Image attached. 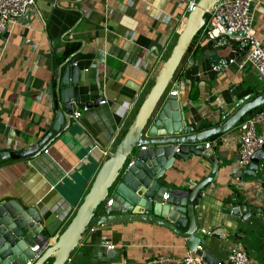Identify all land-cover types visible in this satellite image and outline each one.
I'll return each mask as SVG.
<instances>
[{"label":"crops","instance_id":"crops-1","mask_svg":"<svg viewBox=\"0 0 264 264\" xmlns=\"http://www.w3.org/2000/svg\"><path fill=\"white\" fill-rule=\"evenodd\" d=\"M185 4L183 0H36L29 28L16 26L9 36L0 35V151L25 150L45 135L54 115L50 96L54 56L61 63L79 49L93 56L77 62L88 69L83 71L81 89L86 95L82 101L93 102L100 96L104 103L82 111L78 119L107 153L112 150L181 29ZM252 17L259 36L264 31V0H253ZM232 46L238 48L235 55ZM240 47L229 36L209 41L197 34L166 92L182 84L175 96L182 101L189 124L213 120L214 114L241 96L264 93V81L245 63ZM189 60L194 63L184 72ZM257 131L260 134L261 128ZM88 133L70 126L34 157L0 161V201L14 200L24 209L36 207L43 223L41 233L49 240L65 227L107 156L93 154ZM239 136L236 125L204 141L210 144L220 169L217 179L202 188L197 227L206 230L200 234L207 241L205 250L217 259L225 258L230 250L247 248L243 240L249 226L264 227V159L256 180L242 177L245 166L238 164ZM209 171V163L201 158H175L158 182L169 189L189 190ZM242 204L256 209V215L239 219L222 212ZM214 226L221 227L219 239L209 235ZM104 242L116 251V257L102 256ZM188 252L185 240L165 226L143 221L93 224L83 234L71 262L180 264ZM254 262L264 264V259Z\"/></svg>","mask_w":264,"mask_h":264},{"label":"water","instance_id":"water-1","mask_svg":"<svg viewBox=\"0 0 264 264\" xmlns=\"http://www.w3.org/2000/svg\"><path fill=\"white\" fill-rule=\"evenodd\" d=\"M217 1L197 0L187 14L177 40L160 64L132 121L103 159L89 189L55 238L49 240L41 233L43 223L36 207L24 209L14 200L0 201V264H73L72 253L93 224L99 227L130 221L165 226L185 240L190 252L200 255L207 264H218V259L205 250L207 241L200 234H205L206 230H198L197 227L199 213L196 207L203 196L202 188L217 179L220 169L212 150L205 148L204 141L233 129L249 113H264V93L256 95L252 92L241 96L231 107L214 114L213 120L204 118L193 125L185 116L182 101L177 96L166 94L189 46L204 25L206 11L211 10ZM228 35L243 36L242 33ZM82 41L79 42L83 45ZM83 59L92 60L93 56L82 54L81 49L61 63L54 56L50 84L54 110L51 126L41 140L25 150L0 151V161L34 157L46 150V143L58 138L70 126L76 125L88 133L74 114L78 110L97 108L102 99L98 96L93 102L82 101V95H86V90L81 89L85 83L83 71L88 69L80 68L77 62ZM88 134L94 145L93 154L97 153L101 158L103 146L93 134ZM189 155L209 163L208 175L189 190L160 186L158 180L173 160L186 161ZM263 159L264 144L253 152L241 176L256 180L259 163ZM164 194H167L165 200ZM109 197L111 203L105 206L104 202ZM222 212L239 219L256 215V209L247 204L223 208ZM220 228L214 226L209 235L219 239ZM226 234L229 236V232ZM35 246L38 247L33 250ZM100 249L107 259L117 255L113 248L108 249L105 242Z\"/></svg>","mask_w":264,"mask_h":264},{"label":"built area","instance_id":"built-area-1","mask_svg":"<svg viewBox=\"0 0 264 264\" xmlns=\"http://www.w3.org/2000/svg\"><path fill=\"white\" fill-rule=\"evenodd\" d=\"M185 4L184 15L191 11L197 0H183ZM36 0H0V35L9 36L11 31L16 26H24L29 28V22L35 18ZM253 0H218L211 10L206 11L204 16V25L199 33L202 37L209 41H214L221 36H229L228 33L239 34L243 36H229L234 40L236 46L241 44V49L245 51V63H248L253 69L259 80H264V31L258 36L253 25L252 17ZM182 15L181 19L184 17ZM31 42L29 41L28 44ZM193 43H191L192 45ZM189 46V48L191 47ZM27 47V45H24ZM34 45L31 43L32 50ZM237 47L232 46V55L237 54ZM26 50V48H25ZM190 50V49H188ZM26 60V57H23ZM186 62L184 72L189 70L193 65V61ZM229 63L233 59H229ZM182 72L181 75L185 76ZM182 84L178 83L171 90L172 95H176ZM39 100L41 94H38ZM104 103V100H101ZM87 109L76 111L74 116L79 118ZM239 147H238V164L244 167L257 149H260L264 144V113H255L238 124ZM257 128H261V133L258 134ZM210 144L205 143V148H209ZM144 149V147H142ZM102 154L107 155V151L103 150ZM167 198L164 194L163 199ZM111 200L106 201V206H109ZM35 246L33 250H36ZM110 248H112L110 246ZM180 264H207L200 255L194 252H188L180 261ZM218 264H256L242 249L230 250L226 257L218 259Z\"/></svg>","mask_w":264,"mask_h":264},{"label":"rangeland","instance_id":"rangeland-1","mask_svg":"<svg viewBox=\"0 0 264 264\" xmlns=\"http://www.w3.org/2000/svg\"><path fill=\"white\" fill-rule=\"evenodd\" d=\"M178 34L179 31L177 32V34H175V38L172 40L173 43L177 40ZM172 45L173 44H171L168 49L171 50ZM166 54L167 51L163 54L164 58L167 56ZM248 230L249 233L243 240L247 248L242 250L245 251L250 259L254 261H260L261 259H264V227L262 225L255 224L253 227L249 226ZM220 246H222V244Z\"/></svg>","mask_w":264,"mask_h":264},{"label":"clouds","instance_id":"clouds-1","mask_svg":"<svg viewBox=\"0 0 264 264\" xmlns=\"http://www.w3.org/2000/svg\"><path fill=\"white\" fill-rule=\"evenodd\" d=\"M189 12H190V11H189ZM189 12H188V13H189ZM188 13H187V14H188ZM185 16H187V15H185ZM185 18H186V17H185ZM185 18H184V20H185ZM183 22H184V21H183ZM200 32H201V30L199 31V33H200ZM199 33H198V34H199ZM192 43H193V42H192ZM171 83H172V82H171ZM171 83H170V85H169V88L171 87ZM169 88H168V89H169ZM170 92H171V90H170ZM170 92H169L168 94H171ZM171 95H172V94H171ZM174 96H175V95H174ZM204 144H205V143H204Z\"/></svg>","mask_w":264,"mask_h":264},{"label":"trees","instance_id":"trees-1","mask_svg":"<svg viewBox=\"0 0 264 264\" xmlns=\"http://www.w3.org/2000/svg\"><path fill=\"white\" fill-rule=\"evenodd\" d=\"M198 33H199V32H198ZM195 37H196V36H195ZM195 37H194V39H195ZM194 39H193V41H194ZM193 41H192V42H193ZM169 51H170V49L167 50V53H168ZM66 53L69 54V50H67ZM166 55H167V54H166ZM152 80H153V78H152Z\"/></svg>","mask_w":264,"mask_h":264}]
</instances>
